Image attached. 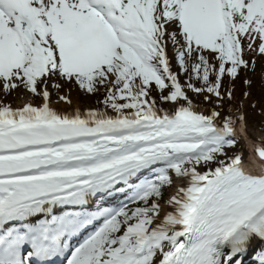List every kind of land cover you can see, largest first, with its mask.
Returning a JSON list of instances; mask_svg holds the SVG:
<instances>
[{"label": "snow or ice", "instance_id": "1", "mask_svg": "<svg viewBox=\"0 0 264 264\" xmlns=\"http://www.w3.org/2000/svg\"><path fill=\"white\" fill-rule=\"evenodd\" d=\"M247 53L264 0H0V264H264Z\"/></svg>", "mask_w": 264, "mask_h": 264}, {"label": "rangeland", "instance_id": "2", "mask_svg": "<svg viewBox=\"0 0 264 264\" xmlns=\"http://www.w3.org/2000/svg\"><path fill=\"white\" fill-rule=\"evenodd\" d=\"M170 54H171V51H170ZM174 70L177 71L175 66H174ZM254 73H255L253 75L254 76V79H253L254 85L260 91L264 92V57H260L256 61V67H255ZM185 79L186 78L184 76H182L181 82L183 83L185 81ZM234 87L237 88V91H235V94H234L237 97H235V101L232 102V105L236 109H238V111L234 112L232 115L238 116L239 114H241L242 109H244V110L248 109L249 110V107L247 106L246 100H243L242 102L240 100L239 84H236V86L234 84ZM66 89H67V86H66ZM73 90H75V89H73ZM0 94L4 97V94L2 91H0ZM25 96L28 98V100L31 97L30 94L21 92V93L15 94V95L7 96L6 98L4 97L3 100H5V102L11 103V105H15L17 103V101L21 100ZM54 99H55V97H54ZM194 99H195V97H194ZM34 100H35L36 104L40 103L39 100H36V99H34ZM84 103L86 106L93 108V106L91 105V103L88 100H85ZM241 105H242V107H241ZM165 107H167V106H165ZM247 117L251 119V121H250V119H248L249 121L247 120L248 129L264 131V115H262V113H257L256 111L254 113L247 112ZM253 121H256V123ZM171 190H172V188L170 189V191ZM170 191L168 192V195H169Z\"/></svg>", "mask_w": 264, "mask_h": 264}, {"label": "trees", "instance_id": "3", "mask_svg": "<svg viewBox=\"0 0 264 264\" xmlns=\"http://www.w3.org/2000/svg\"><path fill=\"white\" fill-rule=\"evenodd\" d=\"M247 79H250L252 81L251 87H249L247 84L244 83L245 79L242 77V73H241L240 78L235 82H232L226 78L225 82H224L225 83V90H233L234 94H235V91H237V88L234 87V84H235V86H236V84H239L240 100L243 99L246 92L250 93L249 98H247L248 99V105L247 106L249 107V110L247 109L245 111L246 115H247V112H252V113H254L255 111L257 113L259 111L264 112V93L262 91H260L258 88H256V86L254 85L253 75H248ZM81 95L84 97H87V99H89L92 102L93 101L96 102V99H97L96 97L85 96L83 93ZM235 97H237V96H235ZM253 105H255V106H253ZM254 122H256V121H254Z\"/></svg>", "mask_w": 264, "mask_h": 264}, {"label": "bare ground", "instance_id": "4", "mask_svg": "<svg viewBox=\"0 0 264 264\" xmlns=\"http://www.w3.org/2000/svg\"><path fill=\"white\" fill-rule=\"evenodd\" d=\"M3 98L4 97L0 94V100H3ZM71 99L73 101V103H72L71 106L66 105L64 103H61L59 105H57V104L54 103L53 104V107H56L58 110L64 111V112L72 111V110L77 109V108H79L80 110H85V109L90 108V107L86 106L84 103H81V101L79 99V90L78 89H75V90L72 89L71 90ZM27 100H28V98L25 96L21 100L17 101V103L15 105H12V106L13 107H22L23 104ZM233 116L235 117L236 115H233ZM247 119H250V118H247ZM250 121H251V119H250ZM248 130H249V134L253 138V140H256V141L264 140V131H261V130H252V129H248ZM175 191H176V188L173 187L172 190L170 191L169 195L165 198V200H167L170 195L175 194Z\"/></svg>", "mask_w": 264, "mask_h": 264}]
</instances>
